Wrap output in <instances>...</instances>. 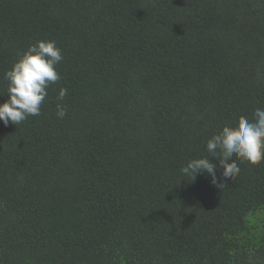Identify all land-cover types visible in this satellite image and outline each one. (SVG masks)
Returning <instances> with one entry per match:
<instances>
[{"label": "trees", "instance_id": "1", "mask_svg": "<svg viewBox=\"0 0 264 264\" xmlns=\"http://www.w3.org/2000/svg\"><path fill=\"white\" fill-rule=\"evenodd\" d=\"M38 39L61 79L39 116L0 122V264H264V232L239 236L264 160L227 180L209 157L216 184L180 171L264 108V0H0V93Z\"/></svg>", "mask_w": 264, "mask_h": 264}, {"label": "clouds", "instance_id": "2", "mask_svg": "<svg viewBox=\"0 0 264 264\" xmlns=\"http://www.w3.org/2000/svg\"><path fill=\"white\" fill-rule=\"evenodd\" d=\"M63 59L56 42L38 39L30 44L4 72L7 99L0 103V122L20 125L29 116H39L41 105L48 95L47 89L56 84L60 74L56 66ZM68 90L60 87L57 92L56 116L62 119L66 107L61 103ZM207 155L189 159L181 166V178L195 179L207 173L213 184L217 183L216 164L209 157H216L222 167V176L231 180L240 173L233 159L251 164L264 160V108L257 107L252 118L238 116L234 125L225 124L206 141ZM222 184V183H221ZM219 184V186L221 185Z\"/></svg>", "mask_w": 264, "mask_h": 264}, {"label": "rangeland", "instance_id": "3", "mask_svg": "<svg viewBox=\"0 0 264 264\" xmlns=\"http://www.w3.org/2000/svg\"><path fill=\"white\" fill-rule=\"evenodd\" d=\"M246 227L239 233L245 246L257 244L264 232V207H259L246 216Z\"/></svg>", "mask_w": 264, "mask_h": 264}]
</instances>
